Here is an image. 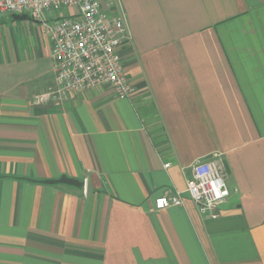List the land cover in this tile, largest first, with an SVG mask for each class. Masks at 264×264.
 Here are the masks:
<instances>
[{"label":"crops","instance_id":"1","mask_svg":"<svg viewBox=\"0 0 264 264\" xmlns=\"http://www.w3.org/2000/svg\"><path fill=\"white\" fill-rule=\"evenodd\" d=\"M120 3L129 99L56 92L41 24L0 13V264H264V0ZM210 159L219 217L155 208Z\"/></svg>","mask_w":264,"mask_h":264},{"label":"built area","instance_id":"2","mask_svg":"<svg viewBox=\"0 0 264 264\" xmlns=\"http://www.w3.org/2000/svg\"><path fill=\"white\" fill-rule=\"evenodd\" d=\"M2 12L25 14L41 24L52 42L56 92L109 85L119 98H131L135 87L120 54L129 39L120 0H0ZM192 170L187 188L156 198L155 208L184 206L187 194L202 214L219 217L218 209L230 196L221 160L196 161Z\"/></svg>","mask_w":264,"mask_h":264},{"label":"rangeland","instance_id":"3","mask_svg":"<svg viewBox=\"0 0 264 264\" xmlns=\"http://www.w3.org/2000/svg\"><path fill=\"white\" fill-rule=\"evenodd\" d=\"M66 10V9H65ZM67 11V10H66ZM64 10L58 12V14L63 15Z\"/></svg>","mask_w":264,"mask_h":264}]
</instances>
